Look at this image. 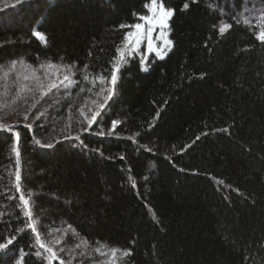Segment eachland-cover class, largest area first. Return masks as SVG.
Returning <instances> with one entry per match:
<instances>
[{
  "label": "trees",
  "instance_id": "obj_1",
  "mask_svg": "<svg viewBox=\"0 0 264 264\" xmlns=\"http://www.w3.org/2000/svg\"><path fill=\"white\" fill-rule=\"evenodd\" d=\"M145 2H0V69L59 66L33 93L0 90V117L29 109L0 130V264H50L30 222L51 264H264V0H164L171 50L126 56L107 98Z\"/></svg>",
  "mask_w": 264,
  "mask_h": 264
},
{
  "label": "snow or ice",
  "instance_id": "obj_2",
  "mask_svg": "<svg viewBox=\"0 0 264 264\" xmlns=\"http://www.w3.org/2000/svg\"><path fill=\"white\" fill-rule=\"evenodd\" d=\"M23 0H17V3H22ZM143 7L147 10L146 14H136L133 13L134 16L137 17L138 22L130 25L122 24L120 25L121 28H128L129 31H127L122 40L123 47L117 46L116 48V55L113 58V68L111 73V84L113 85V88L108 89V97L110 98L114 94V86L117 82V73L120 71V68L126 63V55L129 53H134L139 50V46L141 43L147 41V50L149 52H155L157 56H159L161 59L164 57V55L167 54V51L171 50L172 47V40L168 39V33L170 32V25L169 21L173 17L174 12L171 8H167L165 6L164 0H146ZM185 8H188V4L184 5ZM264 19V17H262ZM247 23H250V21H246ZM232 27L230 23H225L222 26L219 27V33L223 35L227 30H229ZM153 33H156V36H153ZM33 35L37 37L41 41L46 42V36L42 34L39 31L33 32ZM256 39L259 40L261 43H264V28L259 31L258 35L256 36ZM12 69L15 68V62L11 65ZM41 67H44L43 65ZM50 69H56L57 71L52 73V75H57L59 72V66L54 64L47 65ZM146 70V69H145ZM25 80L29 79L30 77L28 75H24L23 77ZM31 78H34L38 85L40 82V77L36 75V71L32 70V76ZM85 80L88 79L87 76L84 77ZM101 83L106 82V78L102 75L98 77ZM66 81H70V77L68 75H64L63 79L60 81L61 84H63ZM95 83V81H93ZM56 83H50L48 85V91H51V89L56 88ZM103 91V89H101ZM46 95V93L42 92L41 97ZM106 98V99H107ZM103 104L100 105L101 108H103ZM35 107V105H33ZM81 115H83V112H81ZM97 114H93L91 119L88 120L89 126L91 123H93L96 119ZM27 119V117H24ZM88 119L87 117H85ZM118 123L117 121H113V126ZM12 125L10 124H4L0 122V130H11ZM17 139H19L17 134ZM199 139V137H197ZM39 143V141H37ZM49 147L51 145H48ZM12 151L15 152L16 155V164L17 168H19L20 163V152L16 146H13ZM20 173L19 170L15 173V181H16V188L17 191L20 190ZM20 201L22 202V205L25 209L24 216L28 217L31 221L32 218V211L30 209V202L29 199H26L25 196L22 194L19 197ZM28 228L31 229L33 233H35V242L39 245L40 248L44 249L47 253L50 254L49 256V262L51 264V260L57 258V253L53 251V249L49 246H46L42 241L40 237V233L37 231L34 223H29ZM12 240L9 239L6 241V243H0V251H3L7 249L8 245L12 244ZM59 241H57L58 243ZM39 255V253H37ZM112 255L115 256V250H113ZM124 256L131 255V252L128 250H124L123 252ZM22 259V258H21ZM16 264H21L20 260H17ZM60 264H65L63 260L60 261Z\"/></svg>",
  "mask_w": 264,
  "mask_h": 264
},
{
  "label": "rangeland",
  "instance_id": "obj_3",
  "mask_svg": "<svg viewBox=\"0 0 264 264\" xmlns=\"http://www.w3.org/2000/svg\"><path fill=\"white\" fill-rule=\"evenodd\" d=\"M7 1H13V0H0V2H4V3ZM153 36L155 37L156 33H153ZM168 39H170L169 35H168ZM133 55H137L138 57H141L142 61L145 58H147V56H150V55H154L156 57H159L156 55L155 52H149L147 50V41L140 44L138 51H136L134 53H129L126 56L130 57ZM32 70L36 71V75H38L40 77V81L44 80L45 76L48 79V75L53 76L52 73L57 71L56 69H50L48 67H42L39 69H31L30 67H28L27 65H25L22 62H16L14 69H12L11 64H6V66H3L2 69H0V84L3 85V83L5 82L6 83L5 86L7 88H5V90H4V89H1V87H0L1 92L4 93V91H6L5 94H7V93L10 94L11 90L12 91L15 90L14 92L16 93V95H19V93L20 94L26 93L31 89V92L33 93V91L37 90V88H33L32 83L33 84L36 83L35 84L36 86L38 83L35 82L34 78H31ZM14 73L16 74V76L14 78H12L11 81H9L10 83L6 82V81L10 80L9 79L10 76L13 75ZM24 75H28L30 78L25 80L23 78ZM62 79H63V76H61L60 78L58 77V79H53L50 83L54 82L57 84V87H59L58 89H62L63 87L67 86L66 84H64L65 82L63 84H60V81ZM14 84H15V87H13ZM47 86L45 87V89L47 88ZM32 89H34V90H32ZM28 110L29 109H27V108H23L22 110L19 108H16L13 110V113H10V111L6 110L1 115L0 122L7 124L10 121L11 122L16 121V120L21 121L20 116L25 115V111L28 113ZM46 113H47L46 107L43 106L40 109L39 113L37 114V118H45ZM18 115H19V117H18ZM31 122L29 121L28 123L31 124Z\"/></svg>",
  "mask_w": 264,
  "mask_h": 264
}]
</instances>
